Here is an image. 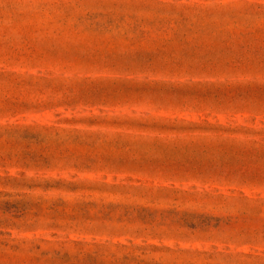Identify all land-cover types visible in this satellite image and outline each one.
Listing matches in <instances>:
<instances>
[{
	"label": "rangeland",
	"instance_id": "obj_1",
	"mask_svg": "<svg viewBox=\"0 0 264 264\" xmlns=\"http://www.w3.org/2000/svg\"><path fill=\"white\" fill-rule=\"evenodd\" d=\"M0 264H264V0H0Z\"/></svg>",
	"mask_w": 264,
	"mask_h": 264
}]
</instances>
